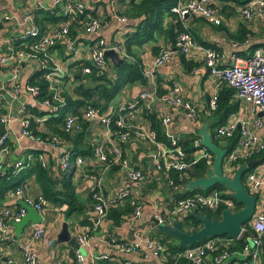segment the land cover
Returning <instances> with one entry per match:
<instances>
[{
	"label": "crops",
	"instance_id": "0c3cea01",
	"mask_svg": "<svg viewBox=\"0 0 264 264\" xmlns=\"http://www.w3.org/2000/svg\"><path fill=\"white\" fill-rule=\"evenodd\" d=\"M53 1L54 0H0V57H8V63L0 65V91H3V94L0 93V116L8 119V123L5 126V134L8 137L7 146L9 148V153L2 156L3 168L2 172H0V176H5L8 173L15 176L23 171L24 167L18 170V172H15V164L18 161H22L25 164L38 159L42 162L43 166L46 167L51 179L60 183L63 178V174H61L62 171L59 170V157L57 153L23 136L21 134L20 125L21 119L29 116L30 107H45L36 104L35 99L24 90L28 81L33 78L37 72L42 70L41 58L46 56L45 58L50 59L47 66L50 64V66H48L50 71H55V73L52 74V81L50 83V92L53 94L54 102L58 103L54 100V96L63 100L61 97L63 91L68 92L74 98L75 88L79 85L87 84L84 80H81L84 73L80 68L87 63V49L88 46L94 42V37L84 35L80 27L75 25L71 26L70 34L73 39L72 46L76 48L73 52L69 51L63 42H58L53 48H48L43 52L35 48L38 42L36 43L34 41L32 43V40L24 41L17 39L23 36L24 32L27 31L30 21L39 30L40 37L42 38L47 35L51 28L60 27L63 24L60 18L65 16L63 15L61 7L57 9L55 14L50 12ZM73 1L81 2L86 5V17L94 16V18L100 21L101 27L96 38H101L108 45L120 43L119 45L125 50L123 42L125 35L135 32L136 22L128 21L127 24H122L118 20V15L124 11V5L129 3V0ZM239 7L240 5L232 2L216 0V4L213 5L212 8L217 18L220 20L218 26L211 25L201 18L191 17L183 21V24L188 28L190 34L197 43L205 47L216 49L220 54L224 55L225 61H227L226 58L230 57L232 54L238 55V53L240 56L239 58L236 56L237 59L245 61L250 58L255 51L261 52L264 57L263 21L260 18H255L251 21L244 20L239 13ZM51 17L58 20L52 22ZM176 22L177 21L171 17L165 18L166 26H171ZM243 29L246 32L245 41L243 45H239L238 49H234L229 45L230 40L237 41L236 39L243 36ZM76 38H79L80 41ZM10 39L14 41L11 42L10 46H6V41ZM89 40L92 42L89 43ZM156 45L160 48L172 50L173 55L171 59L157 68L155 72L151 74L152 76L150 78H144L145 84L135 82L126 85L110 103L108 111L116 113L119 108L134 104L141 90L144 88L150 89L152 84L158 88V81L161 88L167 91L170 81L177 80L182 89V99L189 102L198 113L199 125L202 127L206 122H209L211 125V116L217 109L210 112L208 103L213 96L217 97V93L223 83L209 76L208 70L205 68L201 57H184L185 62H183L181 54L175 49H170V44L167 43L164 45L163 40H159ZM250 47H255V49L250 52L248 51ZM151 49L150 45H144L138 50V54L143 62L144 72L145 70H152V64L156 57L153 55ZM20 51L31 55V57L25 58L24 62L18 66L16 64V54ZM107 61L110 60L107 59ZM108 64L109 67L112 66L111 62ZM110 77H114L113 72L110 74ZM13 83L19 85V94L12 93V98L7 99V92L11 91ZM77 97L79 98V96ZM16 98H21L22 103L19 106H12ZM236 99L238 98L236 97ZM154 103L152 108L156 111L155 115H161L165 110L164 107ZM239 104L238 111L228 118L225 125L235 119L238 120L239 124L249 121V124H251L250 128L255 130L254 120H257L258 117L261 116H256V118L250 112V108L246 104L241 101H239ZM161 107L163 108L161 109ZM83 110L84 109H81L80 111L83 113ZM140 113L141 108L135 107L134 109L127 110L125 114L128 116V120L132 122L146 120L141 118ZM49 118L50 115L36 119L38 124L36 129L38 132L47 130L45 123ZM89 128L84 143L95 142L102 138L103 127L101 125L89 124ZM169 132L177 138L192 136L194 134V124L185 118L183 112L174 110L171 115ZM257 132L264 140V120H262V126ZM208 133L210 134V126ZM124 146L125 153L130 156L131 161L147 173L146 182L139 186L132 185L124 181L122 176V179L119 177L118 170L112 171V169L110 170L109 168L103 174V180L110 189V192L107 194L110 199L116 198L125 187L131 190L133 195L140 200L143 206L142 215L139 220L128 226L125 224V226L120 229L116 228L115 231L117 235H120L119 238L125 237L127 240L132 241L134 239L133 232L136 230H144L148 236L155 231L152 222L153 219L159 213L168 212L169 206L176 200L177 194H180L182 190L179 192V189H171L168 187L161 175L154 169L151 147L137 141L133 143L126 142ZM35 151H40V154H35ZM82 159L84 160L83 165L81 167L71 168L68 174L70 173L71 183L77 194L76 198L82 203L85 202L84 208L86 209L80 213L78 218H76L77 211H74L71 219L66 221L64 219V212L67 209L66 205L60 207L47 202L43 212H41L43 222L40 225L44 229V235L40 240L30 243V247L36 255L37 264H71L74 260V249L66 244L57 245L56 247L52 246L60 232L63 222L68 223L69 231L73 238H75L80 231H90L91 239L89 240V247L80 249L82 252H79L83 257L82 264H92L91 259L95 256L104 254L112 256V249L109 248L103 240L104 235L113 229L110 222L105 220L96 224L95 220V225H93L91 229L88 225H80V222L85 220L89 221L91 218V216H89V203L87 201L91 182L86 177L85 179L82 174L83 166H87L89 159L83 157ZM255 169L263 173L262 180L264 182V162ZM22 184L26 185L24 190L26 195L36 198L41 194L34 175L27 177ZM56 188L62 190V184H58ZM12 192L13 191L8 192L0 198V210L8 207H19L17 204L19 201H22V197H16L12 195ZM262 192H264V188ZM92 216H94V214ZM44 221L48 223L45 224ZM35 226L36 225L30 223L22 232L20 239L15 237L12 229V242L7 243L0 240V258H11L15 260L17 264H24L21 260L17 243L26 244V242L29 241L27 237ZM130 230H132V238L128 237ZM262 241L259 258L261 264H264V236ZM123 258L125 259L124 262H129L130 264H168L169 262L164 255H162L161 258H151L146 261L135 254L126 255L123 256ZM240 260L241 257L239 254H233L226 264H239ZM205 264L213 263L210 258H207Z\"/></svg>",
	"mask_w": 264,
	"mask_h": 264
},
{
	"label": "built area",
	"instance_id": "2783aa9c",
	"mask_svg": "<svg viewBox=\"0 0 264 264\" xmlns=\"http://www.w3.org/2000/svg\"><path fill=\"white\" fill-rule=\"evenodd\" d=\"M119 1V0H118ZM122 1V0H121ZM213 4H216V0H178L175 7L171 9V13L175 14L183 24L186 18H201L207 23L218 26L220 20L217 18L213 8ZM61 7L63 15L68 18L67 22H63L60 27H53L49 30L47 35L43 38L40 37L39 30L30 21V25L23 36L17 38L19 40H32L37 44L36 49L45 51L48 48H53L58 42H63L69 51H75L72 41L69 37L70 23L76 20L78 17H82L86 12V5L81 2H75L73 0H54L52 3L51 11L55 14L57 9ZM239 13L246 21H251L255 18H260L264 23V0H251L246 5L239 7ZM118 20L122 24H127L128 18L126 16H118ZM264 26V24H263ZM100 21L93 17H86L83 21L82 32L88 37H94V42L88 46L87 63L88 65L83 69L84 74H90L91 68L98 70L107 69V59L105 53L107 50H113L119 56V58H126L127 55L123 47L116 43L114 45H108L101 38H96L100 30ZM184 32L180 33L176 39V49L181 55L188 58L201 57L205 68L208 70L209 76L215 78L221 83H226L230 88L235 91L236 97L246 104L250 108V112L256 117L254 120L255 130L250 128L249 121L241 122L238 120H232L227 125L218 127L214 130V139L223 143L227 139H231L236 129L239 130V140L236 148L227 153L222 161V171L224 175L232 177L234 170L231 169L238 160L247 159L253 154H258L264 151V140L258 135V130L262 126V120H264V57L261 52L255 51L253 55L245 61L237 59L235 54L226 58L220 54L216 49L205 47L197 43L188 28L183 24ZM38 40V41H36ZM14 40L10 39L6 41V46H10ZM229 45L234 49H238L239 45L230 40ZM173 55V51L169 49L161 48L159 55L154 58L152 64V70H145L143 67L144 78H150L153 72L161 67L165 62L169 61ZM31 55L22 51L16 54V64L19 66L24 62L25 58H30ZM46 57V56H45ZM42 59V69H48L47 63L50 59ZM227 62V63H226ZM8 63V57H0V65ZM55 71H51L46 74L45 77L51 83L52 74ZM58 76V75H57ZM51 87V85H50ZM20 87L16 83L12 84L11 95L19 94ZM34 99L38 95V88L32 86H25L24 89ZM182 89L177 80H171L170 86L166 93L162 97H158L157 88L155 85H151L150 89H143L138 95L134 104L127 107L119 108L118 112L112 113L108 109L101 113L100 108L93 105L94 99H92L84 108L82 117L89 124H99L103 127L102 138L99 139V143L94 148V158L96 162L106 164L108 161V155L104 148L108 145L107 151L111 154V163L118 166L119 177L124 181L135 186H139L146 182L147 173L143 171L138 165L131 161L130 156L122 155L120 149L112 143L113 137H116L124 142H128L131 138L136 139L141 144L153 147L152 151V164L154 169L158 173H162L167 178V185L171 188L177 189L173 180L169 178L170 172L178 173V179H181L179 173L195 166L202 160H210L211 155L208 150L200 146V138L193 142V145L197 148L192 154H186V152L178 145V138L173 136L169 132L171 115L165 113L160 117L159 123L168 144L160 142L157 138V132L154 130L147 120L136 121L134 124L128 122V116L125 114L127 110L134 109L137 104L143 102L148 109L152 104L159 100L165 107L171 110H179L183 112L185 118L194 124V135H197L198 130L201 128L198 122V113L187 101H184L181 97ZM59 105L53 106L49 101H45L40 104L47 108L53 109L55 112L59 111V108L64 106L62 100L54 96ZM36 101V100H35ZM36 104L37 101H36ZM39 105V104H38ZM209 111L213 112L217 109V97L213 96L208 103ZM61 109V108H60ZM117 117L114 124L118 128V132H113L110 128L111 116ZM257 118V117H256ZM8 119L0 116V126H6ZM64 130L71 132L72 130L79 131L80 124L76 116L70 114L65 115ZM21 134L32 141H36L40 146L46 147L50 150H54L59 157V170L66 172L73 167H81L83 165V159L81 157L72 158L68 148V144L64 142L60 137L50 135L44 142L38 138H34L31 132L28 130L29 120L24 117L20 121ZM8 137L4 133L0 136V172H2V156L9 153L7 146ZM108 164V163H107ZM24 167L22 161H18L15 164V172L21 170ZM108 169L102 170L96 176H87V179L91 182L90 193L93 205V214L96 220V224H99L106 220L109 209L116 205L122 199L128 198L130 206L133 209L130 221L126 225L140 219L142 215L143 206L140 203L131 190L123 188L124 190L119 195L110 199L108 193L109 187L103 180V174ZM263 173L260 170L255 169L253 172L246 176L248 192L252 195L260 191L258 200L256 201L255 213L251 221L247 224L254 235L249 238L240 253L239 264H261L259 251L262 246V238L264 236V182L262 180ZM121 178V179H122ZM246 187V185H245ZM26 185L18 186L12 195L16 197H22V201L27 206L31 207L39 214L43 212L44 207L47 205V200L40 194L36 198L26 195L24 192ZM113 193V192H112ZM24 196V197H23ZM235 201L230 197L229 191H212L207 194H194L185 199H181L174 205L169 206L168 212H162L155 216V219L159 224H171L175 221V218H180L183 215H187L192 211L208 210L215 212L219 208L224 210H230L235 212ZM26 215V210L22 207H8L0 210V240L3 242H12L11 230L13 229L12 222H20V220ZM171 218L174 220L171 222ZM179 221V220H178ZM244 232V228L242 233ZM44 235V229L41 225H36L27 237L29 240L26 244L17 243L18 251L21 255V260L24 264H37L36 255L30 247L32 241L40 240ZM104 236V243L112 249V251L118 256L126 255H139L143 260H149L151 258L158 259L162 255L167 257V260H172L171 264H176L180 260H186L191 264H205L207 256L215 252L218 253L219 242L218 239L206 240L202 244L187 248L183 251L170 254L166 252V247L160 242L151 239L144 230H136L133 232L134 239L132 241L126 238H117L115 233H106ZM91 239L90 231H80L75 236L74 240L79 246L78 250H74V260L71 264H82L83 257L80 255V249L89 247V240ZM116 242H119L116 244ZM231 256L227 250L218 253V256L214 259L215 264H226L228 258ZM98 262H109L110 264H130L124 262L119 258H111L107 254L101 256H95L91 259L92 264ZM0 264H17L15 260L11 258H0Z\"/></svg>",
	"mask_w": 264,
	"mask_h": 264
},
{
	"label": "trees",
	"instance_id": "16d2710c",
	"mask_svg": "<svg viewBox=\"0 0 264 264\" xmlns=\"http://www.w3.org/2000/svg\"><path fill=\"white\" fill-rule=\"evenodd\" d=\"M224 1L232 2L242 7L251 0H224ZM177 2L178 0H129V3L124 5L125 6L124 11L118 15V16H126L129 22H136L135 32L132 34L125 35L123 41L125 47V53L127 55L126 58H123V63L118 68H113L112 66L111 67L108 66V68L104 70L91 68L90 74H84L81 77V80H84L85 83L87 84L79 85L75 88L74 98L68 92L63 91L61 97L63 99L62 102L64 103V106L60 107L61 109L59 108L58 112H55L53 109L47 107L44 108L30 107L29 116H27L26 118L29 120L28 130L31 132L32 136L46 143L48 142V140L46 139L50 136V134L60 137L62 140H64V142L68 144V146L70 145L68 150L72 158L83 157L89 159V163L87 164V166H83L82 174L84 178L85 177L87 178V176L90 175L96 176L98 173L102 172V170L106 168V165L110 170L112 169V171L118 170V166L111 163L112 156L107 151L108 145L104 146L106 150V154L108 155V161L106 162V164H101L99 162H96L94 158V148L99 143V140L95 142L84 143L88 129L90 128H89V123H87L83 119L82 112L80 110L84 109L92 99L96 98L94 100L93 105L95 107L100 108L101 113H103L108 109L110 103L122 91V89L126 85L133 84L135 82H141L142 84H145L144 83L145 79L143 76V64H142L143 62L138 54V50L144 45H150L152 48L151 51L153 55L157 57L159 55V50L161 49L158 45H156L159 40H163L164 45L167 43L170 44L171 46L170 49H176L175 47L176 39L180 33L184 32L182 21L179 18H177L175 14L171 13V9L176 6ZM213 5L211 7H213ZM86 14L87 13L85 12L82 17H78L76 20L71 22L69 29L71 30V26L75 25L77 27H80L82 30L83 21L86 20ZM91 17L94 18V16ZM167 17H171L172 19H175L177 22L175 24H172L171 26H166L165 18ZM51 20L53 22V21H57L58 19L52 18ZM60 21L67 22L68 18L62 17L60 18ZM70 30H69V37L72 41L73 39L71 37ZM242 33L243 36L236 39L237 41H233V40L231 41H233L235 44L243 45L246 36V32L244 29ZM76 39L79 40V38ZM33 42L34 41H32V43ZM90 42L92 41L89 40V43ZM254 49L255 47H250L248 48V51L251 52ZM236 56L239 58L240 54L238 53V55ZM181 57H182L181 58L182 61L185 62L184 60L185 56L181 55ZM87 65L88 63L84 64L83 67L80 69L83 70ZM48 66H50V64H48ZM50 72L51 71L49 68L42 69L40 72H37L33 76V78H31L28 81L27 86L38 88L39 93L35 97V100L39 105L44 103L45 101H49L50 103L53 104V106L55 105L57 107L59 103L53 101V94L50 92V83L45 78V75L49 74ZM112 72L114 74V77H110V74H112ZM157 84H159V87L157 88L158 97H162L166 93V90L164 91L161 88L159 81ZM77 96H79V98ZM239 101H240L239 99H236L235 91L232 88H230L226 83L221 84L220 89L217 93V110L213 112L211 116L212 123L210 125V134L212 136V141L219 148L225 149L228 154L231 153L238 144L239 130L236 129L231 139H227L223 141L224 144L221 147L216 143L217 140H215L213 137L214 135L213 131L218 127L224 126L228 118L231 115L236 114L240 106ZM155 103L157 105H161L164 107L165 110L162 112L161 115L158 114L155 115L156 111L152 108V106L150 109H148L143 102L137 104L136 107L141 108V113H140L141 118L148 120V122H150L151 127L154 130H156L158 140L160 142L168 144V141L163 134V131L161 129L158 120H160V117L165 113H169L170 115H172L174 110L168 109L159 100H156ZM163 107H161V109ZM68 114L72 116H76L78 118L80 124L79 131L72 130L71 132H66L64 130L63 120H64V116ZM48 115H50V118L45 123L47 130L44 132H38L36 129L38 126L36 119ZM116 118L117 117L115 116V114L111 116L110 128L113 132H118L117 130L118 128L114 124ZM128 122L134 124L136 121L132 122L128 120ZM48 131L51 133H49ZM199 138L200 137L198 135H194V134L192 136H185L182 138H178V145L186 152V154H192L197 149L193 145V142ZM136 141H137L136 139L131 138L128 142L133 143ZM112 143H114L120 149L122 155L124 156L127 155L124 150L125 148L124 144L126 142L119 140L116 136L113 137ZM34 153L40 154V151H35ZM210 155L211 158L209 161L202 160L199 163H197L195 166L183 171L182 173H179L181 176L180 180L178 179V173L175 172L169 173V178L173 180L175 186L177 187V189H179L178 191L181 192L182 190L180 194H177L176 200L172 202L171 205H174L179 200L185 199L194 194H207L215 190L226 191L225 187L221 185H215L206 191L202 189L185 190V187L188 184V182L203 177L205 175L206 169L211 167L213 162V155L211 153ZM251 160H260L261 162L258 165L262 164L264 162V151L258 154H253L247 159L244 160L240 159L235 164L238 165L237 166L238 168L241 165ZM258 165L250 168L242 176L243 183H244V179H246V176L249 173L253 172ZM70 171L71 169L68 170L67 172H61V174H63V178L60 183H57L56 181L51 179V177L48 174V171L46 170V167L43 166L42 162H40L38 159L34 160L31 163L27 162L24 164L23 171H21L19 174L14 176L8 173L5 176H0V198H2L8 192L14 191L18 186H20L23 183V181L27 177L34 175L36 182L40 188V193L47 200V202H49L52 205L53 204L58 205L60 207L62 205H66L67 209L64 212V219L66 221H69L71 219L74 211H77L76 218H78L80 216V213L84 209H86L84 208L85 202L82 203L78 201V199L76 198L77 194L75 192L74 186L71 183L70 173L68 174V172ZM159 174L164 179V182H166L167 184L166 176L162 173ZM58 184H62V190L56 188ZM254 196H256L257 198L259 197L257 193H255ZM87 201L89 203L88 211L90 213L89 216H91V218L89 219V221L85 220L80 222V225H88L91 229L93 225H95V219L94 216H92L94 201L92 200V196L90 192L88 193ZM234 203H235L234 210L236 212L241 209V206L236 202ZM223 210L224 208H219L215 212L208 210H200L197 212L205 213L209 215L211 219H214V218H219ZM132 213H133V209L130 206V202L128 198L122 199L116 205H113L109 209L106 216V220L110 222L113 227L112 231H109V233H115L116 228L120 229L124 227L125 224L128 223L129 219L131 218ZM175 220H179L182 229L189 233L197 231L200 227L199 224H195L194 220L187 218L186 215H183L180 218H175ZM243 228H244V232L241 234L238 240L231 241L228 240L226 236L220 238H214L221 241L219 242L220 246L218 249V253L227 250L229 253H231V256L228 258V260L233 256V254L240 255L247 240L254 235V232L249 226H247V224ZM104 236L106 237L107 235L105 234ZM115 236L117 238L120 237V235H117V233H115ZM163 237L164 238L160 239V241L158 242L164 245L166 247V252L170 254H174L176 252L183 251L187 248L195 247L202 244V243H197L193 246H186L180 249L178 247V242L175 239L169 238L167 236H163ZM210 239L213 238H209L207 240ZM118 243L119 242H116V244ZM218 253L215 252L213 254H210L207 256V258H210L212 260V263L215 264L214 259L218 256ZM110 257L119 258L122 261L125 260L123 256H118L113 251H112V256ZM171 262L173 261L169 260L168 264H171ZM97 264H110V263L98 262ZM176 264H191V263H189L186 260H180Z\"/></svg>",
	"mask_w": 264,
	"mask_h": 264
},
{
	"label": "water",
	"instance_id": "95a60500",
	"mask_svg": "<svg viewBox=\"0 0 264 264\" xmlns=\"http://www.w3.org/2000/svg\"><path fill=\"white\" fill-rule=\"evenodd\" d=\"M187 19L186 17L184 18ZM106 59H109L114 68H118L123 60L113 50H107L105 53ZM3 94V91H0ZM260 116H262L260 114ZM210 123L206 122L198 130L197 135L200 137V146L205 148L213 155V162L211 167L207 168L203 177L197 178L188 182L185 190L202 189L204 191L212 188L215 185L224 186L230 193V197L241 206V209L236 212L230 210H223L219 218L211 219L209 215L205 213H199L192 211L186 216L189 219H193L195 224H199L200 227L195 232H186L182 229L181 223L178 220L169 224H159L154 218L153 224L155 233L169 238H173L178 242V247L184 248L186 246H193L197 243H203L209 238H220L226 236L228 240H238L242 234L243 227L248 224L256 209L257 197L250 194L242 182V176L252 167L258 165L260 160H251L240 167H238L234 175L229 177L223 174L222 161L227 154L225 149L219 148L211 139L208 133ZM6 132L5 126L0 127V136ZM152 166V164H151ZM153 167V166H152ZM260 191L257 192L258 196ZM18 205L26 210V215L20 220V222H12L14 235L17 239H20L23 230L30 224L40 225L43 222L42 215L31 207L24 204L23 201H19ZM128 237L132 238V230L129 231ZM66 244L74 250H78L79 246L71 236L69 231V225L67 222H63L60 232L57 235L56 240L52 246Z\"/></svg>",
	"mask_w": 264,
	"mask_h": 264
},
{
	"label": "rangeland",
	"instance_id": "374dc122",
	"mask_svg": "<svg viewBox=\"0 0 264 264\" xmlns=\"http://www.w3.org/2000/svg\"><path fill=\"white\" fill-rule=\"evenodd\" d=\"M242 61V60H241ZM110 61H107V64L109 63ZM243 62V61H242ZM7 99H10V98H12L11 97V92H7ZM22 103V99L21 98H16L15 100H14V102H13V105L12 106H19L20 104ZM216 143L221 147V146H223V143H221L220 141H216ZM147 146V145H146ZM148 147H151V146H148ZM152 149V151H153V147H151ZM237 164H234L233 166H231V169L232 170H234V172H235V170L237 169ZM244 184L246 185V188L247 189H249L248 187H247V181H246V179H244ZM47 220V219H46ZM174 220V218H171V222ZM44 223L45 224H47L48 222L47 221H44ZM147 231H148V229H147ZM151 239H153V240H155V241H160V239H162V238H164L163 237V235H159V234H157V233H153V234H150V236H149ZM80 252H82V250L80 251Z\"/></svg>",
	"mask_w": 264,
	"mask_h": 264
}]
</instances>
